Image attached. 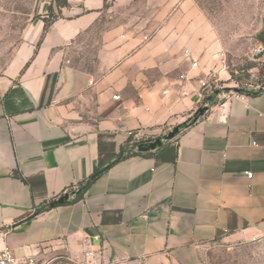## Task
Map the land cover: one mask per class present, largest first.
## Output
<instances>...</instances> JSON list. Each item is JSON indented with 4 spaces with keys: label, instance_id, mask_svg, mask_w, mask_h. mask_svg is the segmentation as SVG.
<instances>
[{
    "label": "crops",
    "instance_id": "obj_1",
    "mask_svg": "<svg viewBox=\"0 0 264 264\" xmlns=\"http://www.w3.org/2000/svg\"><path fill=\"white\" fill-rule=\"evenodd\" d=\"M128 1L54 2L59 18L45 31L42 11L0 69V245L19 259L56 251L102 264H205L217 241L264 239V94L207 100L213 75L231 86L223 42L191 21L185 0L158 8L156 25L102 22ZM94 35L96 65L76 66L70 52ZM204 103L156 155L128 157L84 199L32 216L106 167L131 132L163 136Z\"/></svg>",
    "mask_w": 264,
    "mask_h": 264
},
{
    "label": "rangeland",
    "instance_id": "obj_2",
    "mask_svg": "<svg viewBox=\"0 0 264 264\" xmlns=\"http://www.w3.org/2000/svg\"><path fill=\"white\" fill-rule=\"evenodd\" d=\"M182 1L184 0H129L104 14L102 22H139L144 18L149 20V24L154 22L156 25L158 20L154 17L158 8L164 4L171 7L172 11ZM185 1L186 6L195 8L196 13L191 21L196 22L200 29H210L218 43L223 42L224 47L220 52L225 54L220 64L230 74L231 86H223L224 81L213 75L208 80L210 88L205 97L217 94L218 91H222L224 96L237 92L240 88L255 89L257 83H260V68L264 69V51L258 55L252 54L255 45L260 43L258 36L264 29V0ZM54 2L58 4L57 0H0V69L7 67L24 41L27 25L40 18L42 11L52 7ZM48 13L49 10L47 17ZM154 25L150 27L148 34L153 32ZM93 37H97L96 41L90 38L86 44L75 46L70 52L71 62L76 66L92 69L96 65L100 36ZM226 88L228 90L223 91ZM208 107L209 104L204 103L199 109ZM138 137L144 136L140 134ZM35 259L37 264H102L89 258L87 253H83L82 258H77L53 251ZM205 264H264V239L235 245L217 241L207 250Z\"/></svg>",
    "mask_w": 264,
    "mask_h": 264
},
{
    "label": "trees",
    "instance_id": "obj_3",
    "mask_svg": "<svg viewBox=\"0 0 264 264\" xmlns=\"http://www.w3.org/2000/svg\"><path fill=\"white\" fill-rule=\"evenodd\" d=\"M58 5L60 6H67L68 5V0H57ZM49 10V17H46L48 19H44L45 20V31L48 30V28L50 27V25L59 18V14H57L55 11H53L52 7L48 8ZM260 82L261 86H264V69L260 68ZM228 90V88L224 89L223 91ZM239 91V94H262L263 90L261 88H256V89H245V88H240L237 89ZM220 92V91H218ZM216 94L211 95L210 97L207 98V100L209 99L210 101L216 102L215 99ZM209 108V107H208ZM207 109L204 108V113L200 112V109L197 110L194 115L188 119L186 122L178 125L180 127V130L189 127L190 125L194 124L200 117H202L205 113H206ZM156 138H152V137H138L136 136L135 132H131L128 139L125 141L124 144H122L120 151L117 153L116 157L114 160H112L106 167L103 168H97L90 176H88L87 178H85L84 180H82L80 183H78V185H74L69 187L64 193H62L60 195V197L68 194L69 198L68 200L65 202V204H72V203H76L82 199H84L86 192L88 191V189L91 187V185L106 171L108 170L111 166H113L114 164L128 158L131 156H135V155H140V156H154L156 155L160 150H162L165 147V144H162L161 146H157L155 149H146L149 144L154 141ZM14 175L17 177L22 178V175L20 172L15 171ZM78 186L77 190H74V187ZM75 193V195H73L70 198V194L71 193ZM59 197V198H60ZM59 198H55L52 199L50 201H48L46 204L38 207L36 209V211L34 212V214L32 216H35L47 209H50L52 207H56L59 205H62L64 203H58V199Z\"/></svg>",
    "mask_w": 264,
    "mask_h": 264
},
{
    "label": "built area",
    "instance_id": "obj_4",
    "mask_svg": "<svg viewBox=\"0 0 264 264\" xmlns=\"http://www.w3.org/2000/svg\"><path fill=\"white\" fill-rule=\"evenodd\" d=\"M263 51H264V43L260 42L257 46L254 47L252 54L258 55L262 53ZM257 88H261L264 94V86L258 85ZM228 95L224 94V97ZM246 173L248 174L249 177H252L251 172L247 171ZM77 189H78V186H75L74 190H77ZM73 195H75L74 192L71 193V196ZM6 235H7L6 231L0 230L1 239H3ZM91 254L92 252H87L88 256H90ZM0 264H37V260L34 257H29L25 260L19 259V257L15 254V252L10 247L0 245Z\"/></svg>",
    "mask_w": 264,
    "mask_h": 264
},
{
    "label": "water",
    "instance_id": "obj_5",
    "mask_svg": "<svg viewBox=\"0 0 264 264\" xmlns=\"http://www.w3.org/2000/svg\"><path fill=\"white\" fill-rule=\"evenodd\" d=\"M260 42L264 43V29L263 31L259 34L258 36ZM207 109V108H205ZM201 113H204V108L200 109ZM180 132V127L175 126L173 130L169 131L167 134L157 137L154 141H152L149 146L146 149H155L157 146H161L163 144V141L165 140H171L173 139L176 135H178ZM69 195L66 194L58 199V203H64L68 200Z\"/></svg>",
    "mask_w": 264,
    "mask_h": 264
}]
</instances>
